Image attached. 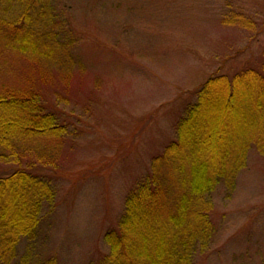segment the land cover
I'll return each instance as SVG.
<instances>
[{
	"label": "rangeland",
	"instance_id": "374dc122",
	"mask_svg": "<svg viewBox=\"0 0 264 264\" xmlns=\"http://www.w3.org/2000/svg\"><path fill=\"white\" fill-rule=\"evenodd\" d=\"M52 5L58 39L72 52L69 68L28 60L0 40V84L36 88L66 126L56 165L36 168L51 179L55 199L12 264H95L109 253L103 233L176 139L199 88L212 75L261 68L264 0ZM211 197L214 233L194 264H264V154L252 147L235 186L222 184Z\"/></svg>",
	"mask_w": 264,
	"mask_h": 264
},
{
	"label": "trees",
	"instance_id": "16d2710c",
	"mask_svg": "<svg viewBox=\"0 0 264 264\" xmlns=\"http://www.w3.org/2000/svg\"><path fill=\"white\" fill-rule=\"evenodd\" d=\"M54 16L52 0H0V40L28 60L69 68L72 52ZM50 105L32 86L0 84V164L10 166L0 172V264L17 259L19 242L34 236L56 196L36 170L56 165L63 147L66 126ZM176 136L126 195L122 216L103 233L109 253L95 264H194L214 233L212 193L235 186L252 147L264 154V62L210 76Z\"/></svg>",
	"mask_w": 264,
	"mask_h": 264
}]
</instances>
